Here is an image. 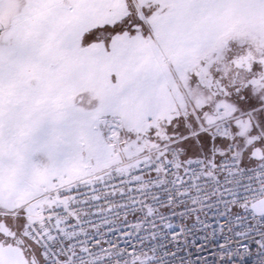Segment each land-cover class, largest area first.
I'll use <instances>...</instances> for the list:
<instances>
[{"label": "snow or ice", "instance_id": "1", "mask_svg": "<svg viewBox=\"0 0 264 264\" xmlns=\"http://www.w3.org/2000/svg\"><path fill=\"white\" fill-rule=\"evenodd\" d=\"M0 264H264V0H0Z\"/></svg>", "mask_w": 264, "mask_h": 264}]
</instances>
